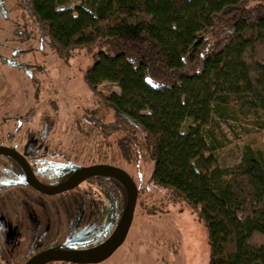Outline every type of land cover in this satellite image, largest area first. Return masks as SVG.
<instances>
[{
	"label": "trees",
	"instance_id": "16d2710c",
	"mask_svg": "<svg viewBox=\"0 0 264 264\" xmlns=\"http://www.w3.org/2000/svg\"><path fill=\"white\" fill-rule=\"evenodd\" d=\"M13 6L59 58L77 47L91 56L83 82L112 109L113 120L91 119L75 137L76 150L95 148L85 164L122 130L120 152L125 143L151 161L138 191L161 188L195 211L206 229L208 264H264V148L249 147L238 163L222 167L211 129L219 120L264 128V0H81L73 7L13 0ZM102 82L115 83L118 92L100 93ZM71 166L56 167L62 179ZM99 176L112 191H125L126 203L122 182Z\"/></svg>",
	"mask_w": 264,
	"mask_h": 264
},
{
	"label": "rangeland",
	"instance_id": "374dc122",
	"mask_svg": "<svg viewBox=\"0 0 264 264\" xmlns=\"http://www.w3.org/2000/svg\"><path fill=\"white\" fill-rule=\"evenodd\" d=\"M80 1L61 0V5L73 7ZM14 46L21 49L33 47L21 58L33 63L40 95L38 98L33 96L34 84L15 61L14 64L11 61L0 62V137L5 138L12 130L9 126L30 107L35 109L34 118L43 115L44 111L52 112L49 107L51 100L57 103V112L49 117L53 118L49 139L52 147L62 151L69 149L73 138H81L83 129L90 128L89 118L97 115L104 123L112 122V109L82 79V71L91 63L90 54L77 47L70 57L59 58L26 13L13 6V0H0V57L9 56L10 48ZM96 90L108 95L119 89L115 83L102 82L96 85ZM77 123L78 128L75 129ZM23 128L24 125L20 132ZM211 129L214 153L222 167L238 163L249 147L264 148V128L219 120ZM123 135L122 130L110 133V147L99 149L90 159L120 166L131 175L136 185L143 187L151 161L125 143L126 150L122 154L117 142L120 138L123 142ZM91 150L93 152L95 148L87 147L83 151L77 148L72 162L85 164ZM89 185V182H83L78 189L50 195L37 194L33 210L36 215L34 228L39 229L41 220L45 219V227L41 226L40 230L42 237L38 239L27 228L26 209L23 207L27 201L22 195L19 200L11 195L10 190L17 187L0 192V262L22 264L32 251L42 246L64 239H77L82 244L90 239L108 223L109 204L97 186ZM17 203H22V210L19 209L17 214L21 218H13L10 214ZM208 253L206 229L195 211L183 201L169 200L163 189L150 186L137 195L124 241L109 257L94 264H208Z\"/></svg>",
	"mask_w": 264,
	"mask_h": 264
},
{
	"label": "flooded vegetation",
	"instance_id": "af4514ba",
	"mask_svg": "<svg viewBox=\"0 0 264 264\" xmlns=\"http://www.w3.org/2000/svg\"><path fill=\"white\" fill-rule=\"evenodd\" d=\"M39 47L41 49V45ZM32 48L33 47L30 48L28 46L24 47L22 49H26L27 50L26 52L23 53L18 52L15 56H13L14 50L16 49L21 50V47L14 46L13 48H10L11 51L9 56L0 57V62L4 64L7 63V61H11V63L14 64L15 61V64L18 66V68H20L24 72V74H26L30 82L34 84L35 88H34L33 96L38 98L40 95V87L38 86L40 85L36 84L38 82V76H36V72L33 69L34 65L30 60H22L21 58V56H25L28 52H30ZM28 71L31 73H28ZM49 104H50L49 107L52 109V112L47 113L44 111L43 115H40L37 118H34L35 109L33 107L28 108L23 115L18 116V121L16 123H13L9 126L12 127V130L6 134L5 138L0 137V146L7 147L15 151L18 155V157H15L8 153H0V192H6L7 190H9L14 186L17 187L13 190H10V192L12 193L11 195L17 200H19V197L22 195V198L27 201L25 205L26 207L23 206L26 209L25 220L28 222L27 228L29 232L30 230H32L31 231L32 236L37 237V239L42 237V232H40V230H41V226L45 227V219L41 220V226L39 229L34 228L36 225V215L33 212L35 207L34 200H37V194L46 195L47 193L40 191L38 188L32 185L30 174H32L33 176V181L36 180L41 185L53 187L65 181L69 177H71L74 174L75 168L77 166L90 165L94 163L112 164L109 162L102 161V162H92L90 164L77 165L74 162H72L73 157L77 155L76 152L74 151V149L76 148L74 144L75 138H73L69 149L66 151L57 149L55 146L52 147L49 136L51 135L50 132L53 126V118L51 119L49 117L51 116L50 114L57 112V103L54 100H51L49 101ZM96 116H94L93 118L92 117L89 118V121H91V119L92 120L99 119L100 121H103L101 117L99 116L96 117ZM22 125H24V128L23 131L20 132ZM62 164L72 165L70 169V174H68L63 179L61 178V173L63 171L61 169L62 167L56 168L58 165H62ZM52 167H54L53 170L50 169ZM56 172L59 173L55 174ZM83 182H89L93 187L97 186L100 189L102 195L106 197L105 200L109 204L108 223L105 226H102L99 229V231L92 234L90 239H86L85 243L79 244L80 241H78L77 239H64L54 244L47 245L46 247L42 246V248L32 251L30 257L48 248L86 249L102 242L114 230L115 226L119 222V221L117 222V220L120 214L119 211V208L121 207L120 205L122 206L124 205V208L126 205L124 200L125 191L120 190L119 188V192L118 191L114 192L115 191L114 187L111 188L110 184L106 183L107 181L105 180V177L101 178L99 175L87 177L70 189H78L80 184ZM91 185H89L88 187H90ZM112 189L114 191H112ZM138 193L139 191L137 192V195ZM123 201L125 204L121 203ZM13 206L14 207L11 208L12 209V213H10L11 216L19 217L17 214L19 213V209L22 210L21 208L22 203H17L14 204ZM10 227H12L11 224ZM45 242L49 243L50 241L49 242L45 241ZM79 246H83V247H79ZM110 255H108L107 257H109ZM104 259L97 262H87V263L68 262L62 260H50L40 264H94L101 262ZM0 264H5V263L0 262Z\"/></svg>",
	"mask_w": 264,
	"mask_h": 264
},
{
	"label": "water",
	"instance_id": "95a60500",
	"mask_svg": "<svg viewBox=\"0 0 264 264\" xmlns=\"http://www.w3.org/2000/svg\"><path fill=\"white\" fill-rule=\"evenodd\" d=\"M0 153H8L12 156L18 157L15 151L4 146H0ZM100 174H108L118 178L124 184L127 191V201L124 211L121 219L111 234L102 242L86 249L48 248L42 250L38 254L28 258L22 264H40L50 260H62L77 263L97 262L110 255L124 241L132 221L138 192L136 183L126 170L108 163H94L77 166L71 177L53 187L41 185L36 180L33 181L32 174H30V177L32 185L40 191L47 194H54L74 187L87 177Z\"/></svg>",
	"mask_w": 264,
	"mask_h": 264
}]
</instances>
